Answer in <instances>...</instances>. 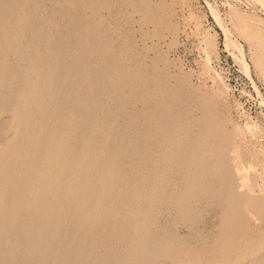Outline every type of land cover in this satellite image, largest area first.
<instances>
[{
	"label": "rangeland",
	"instance_id": "rangeland-1",
	"mask_svg": "<svg viewBox=\"0 0 264 264\" xmlns=\"http://www.w3.org/2000/svg\"><path fill=\"white\" fill-rule=\"evenodd\" d=\"M26 1L0 0V264H264V0ZM207 64L227 85L226 103ZM27 83L45 105L41 135L54 136L57 152L71 154L70 169L79 175L66 197L57 195L63 203L44 233L45 139L25 169L27 153L10 130L17 122L9 103ZM168 114L187 141L174 161L178 177L182 171L197 183L167 228L179 242L173 249L159 244L142 217L145 123L153 124L154 140L169 126ZM62 133H69L63 141ZM103 182L113 183L110 194L87 217L89 204L78 207L76 199ZM107 205L120 211L118 219ZM32 233L43 234L40 247H28Z\"/></svg>",
	"mask_w": 264,
	"mask_h": 264
},
{
	"label": "bare ground",
	"instance_id": "bare-ground-1",
	"mask_svg": "<svg viewBox=\"0 0 264 264\" xmlns=\"http://www.w3.org/2000/svg\"><path fill=\"white\" fill-rule=\"evenodd\" d=\"M22 1V0H21ZM28 1V0H27ZM26 1V2H27ZM186 5H188V3H191L192 0H184ZM27 4V3H26ZM22 5V4H21ZM181 9V8H180ZM22 11V10H21ZM31 11V10H30ZM22 13V12H21ZM22 15V14H21ZM18 16V15H17ZM24 16V14L22 15ZM177 16V15H176ZM22 18V17H21ZM28 18V17H27ZM175 18V17H174ZM178 18V17H177ZM23 20L25 21V18H23ZM19 22V21H18ZM23 23V22H22ZM29 24V23H28ZM19 30V29H18ZM29 30V29H28ZM259 32H261L259 30ZM20 33V32H19ZM176 33V32H175ZM178 34V33H177ZM181 34V33H180ZM183 34V33H182ZM174 35V34H172ZM176 35V34H175ZM174 35L173 38H175L176 36ZM13 36V35H12ZM171 37V36H170ZM13 39V38H12ZM16 42V41H15ZM19 42V41H18ZM26 42V41H25ZM34 48V47H33ZM240 52V50H238ZM11 57V56H10ZM14 57V56H13ZM206 62H209L210 59L213 58V54H208L207 57L205 56ZM203 58V59H205ZM206 66V65H205ZM208 66V64H207ZM208 71L212 76V84L217 88L220 87L221 92H222V98L223 103H226L227 101V85L225 84V82L223 81V79L216 73L215 70L212 69V66H208ZM208 73V72H207ZM38 75V74H37ZM66 78V76H65ZM211 79V78H210ZM211 79V80H212ZM2 81V80H1ZM44 81V80H43ZM46 82V81H45ZM204 82V81H203ZM47 83V82H46ZM50 83V82H49ZM28 84V83H27ZM21 86H24L21 85ZM34 86V85H32ZM30 84L26 85L25 87L22 88V91L19 92V98L15 99L12 98V102L11 104L9 103L10 107L7 105V107H9L12 111V119L14 121L17 122V125L12 127L10 130L12 131V133L14 134L15 138V143L16 145L20 144L22 145V147L25 148V150L23 152L27 153V156L23 159L24 161L20 162L22 168H29L31 166V163L34 161L35 159V149L37 148L39 141L41 140V138L43 137L45 139L44 143V154L43 157L40 161V165H39V176H40V187L46 192V189H49V198H45L44 202H43V206L41 208V220H42V224H41V228L42 231L40 230L41 233L45 232V228L48 227V220L51 221L52 219V215L54 212H57L58 207H60L63 203V200H58L57 199V195L60 193L63 197H66V195H68L69 192V184H74L78 183L79 181V175L77 172H74L73 170L70 169V164H72V159H70V155L69 154H59L57 152V150L59 149V147L56 146L57 142L55 143V138L53 135L48 134V136H42L41 135V131L40 130L42 127L39 128V126L37 127V122L39 121L38 119L43 115V112L46 113L44 111L45 105H42L43 101L38 102L36 100V98H34V96L36 97V95H34L32 93V89ZM44 87V86H43ZM212 87V86H211ZM21 88V87H20ZM19 88V89H20ZM34 88V87H32ZM47 88V87H46ZM45 88V89H46ZM213 88V87H212ZM18 89V87L16 88ZM47 89H50L49 87ZM21 90V89H20ZM38 90V89H37ZM208 90V88H207ZM230 90V89H229ZM18 91V90H17ZM45 91V90H44ZM47 91V90H46ZM45 91V92H46ZM42 92V91H41ZM44 92V93H45ZM214 92V91H213ZM8 93V92H7ZM13 93V92H12ZM10 93V94H12ZM48 93V92H46ZM34 95V96H33ZM46 94L43 95V97ZM48 95V94H47ZM50 95H53V93H51ZM58 96V95H57ZM17 97V96H16ZM38 98V97H37ZM15 99V100H13ZM46 99V98H45ZM51 100V99H50ZM168 102V101H167ZM45 103V101H44ZM54 104V102H52ZM46 105L48 106V104L46 103ZM59 105V104H58ZM222 105V104H220ZM54 106V105H53ZM9 109V111H10ZM47 109V108H46ZM163 109V108H161ZM166 109V108H165ZM159 110V109H158ZM54 111V110H53ZM62 112V111H61ZM160 112V111H159ZM158 114V113H157ZM156 114V115H157ZM166 114V113H164ZM174 114V113H173ZM48 115V114H47ZM155 115V117H156ZM50 116V114H49ZM159 118V119H158ZM157 122V126H164V120H168L170 122L169 126H167L166 130L163 129V132L161 133L160 136H158L156 139L152 140L150 138V131L148 128L149 125V121H146V125H147V129L145 130V136L146 138L144 139V144H145V155H146V161L143 160V164H145V167L147 169L146 173V178H145V184H144V191H145V201H143L144 203L146 202V209L144 210L145 212H143L142 217L144 218V220L146 221L148 227H151L153 231H157L156 233L159 235V237H157L160 240V245L161 246H171L172 244H177V238L175 237H170L172 234L175 235V233L171 232V235L168 234V226H171L172 222L174 223L173 218L175 216H179L182 213V210L187 202L186 199L191 197L192 191L194 190V188L196 189L197 183L195 182V180L193 178H190L187 174H185L182 171H179L180 176L178 177V173L176 171V166L174 165V161L175 158H179L180 155L184 154V150L182 149V145H184L187 141L185 138H180L178 137L179 133L178 130L176 129H172L173 128V123H172V116L168 114V116H164L162 119L160 117H158ZM11 120V118H9ZM155 119V118H154ZM153 121V120H152ZM49 123V122H48ZM80 123V122H79ZM152 123V122H151ZM154 123V124H155ZM167 123V122H166ZM51 125V123H50ZM66 125V124H65ZM153 124H150L149 126H151ZM7 127V126H5ZM9 127V126H8ZM45 127V125H44ZM156 127V124L154 125V128ZM153 128V127H152ZM161 128V127H160ZM156 129V128H155ZM162 129V128H161ZM8 130V128H7ZM64 130V129H63ZM62 130V131H63ZM6 131V130H5ZM155 131V130H154ZM158 131V130H157ZM7 132V131H6ZM122 132V131H121ZM153 132V131H152ZM159 133V132H158ZM157 133V134H158ZM13 134H12V138H13ZM69 133H62V137H61V141H63L65 138H68ZM156 134V133H155ZM120 135V134H119ZM11 136V135H9ZM8 136V137H9ZM81 136V135H80ZM72 137V136H71ZM78 138V137H77ZM13 139V140H14ZM12 141V140H11ZM178 141V142H177ZM65 142V141H64ZM62 142V143H64ZM8 143V142H7ZM93 146L91 144L90 145V152H91V147H94L95 143H92ZM139 144V143H138ZM135 145V144H134ZM174 145H177L174 148ZM35 147V148H34ZM77 147V146H76ZM79 147V146H78ZM77 147V148H78ZM87 147H89L87 145ZM64 148V147H63ZM105 148V147H104ZM114 148V147H113ZM142 148V147H141ZM185 148V147H184ZM96 148H93L92 150H94ZM124 149V148H123ZM73 150V148L71 149ZM86 150V149H85ZM19 151V150H18ZM63 151V150H62ZM82 151V150H81ZM95 151V150H94ZM98 153L99 149L96 150ZM103 151V149H102ZM42 152V151H41ZM101 152V151H100ZM127 152V151H126ZM62 153V152H61ZM74 153V152H73ZM83 153V152H82ZM88 153V152H87ZM103 153V152H102ZM18 155V153L16 154ZM15 155V157H16ZM76 155V154H75ZM83 155V154H82ZM142 155V154H141ZM144 155V156H145ZM100 156V155H99ZM102 156V155H101ZM100 156V159H101ZM108 156V155H107ZM72 157V156H71ZM95 157L94 155H86L87 160H89L88 163H90V161H93ZM21 158V157H20ZM80 157H77V159ZM103 159V157H102ZM139 159V158H138ZM17 160V158H16ZM95 160H97L95 158ZM134 160V159H133ZM99 161V160H97ZM105 161V160H104ZM108 161V160H106ZM110 161V160H109ZM145 161V163H144ZM36 162H39L36 161ZM114 162V161H113ZM139 162V161H138ZM141 163V160H140ZM15 164V163H14ZM19 164V163H18ZM96 163H94L95 165ZM111 164V163H110ZM129 164V163H128ZM139 163H137V168H141V164L138 165ZM107 165V164H104ZM118 167V166H117ZM135 167V166H134ZM21 168V169H22ZM92 168V167H91ZM94 168V167H93ZM107 168V167H106ZM109 168V167H108ZM107 168V169H108ZM115 168V167H114ZM131 168V167H130ZM143 168V167H142ZM153 168H155V172H153L154 174L151 175L152 170H154ZM13 169V168H12ZM11 169V170H12ZM70 171L69 177L67 175V172ZM105 169V168H104ZM144 169V168H143ZM23 170V169H22ZM77 170V169H76ZM86 170V169H85ZM117 170V169H116ZM133 170V169H132ZM18 171V170H17ZM92 172V171H91ZM121 172V171H120ZM124 172V171H123ZM133 173V176H135V173H137V171L134 173L133 171H131ZM22 173V172H21ZM26 173V171H25ZM72 173V174H71ZM82 173V172H81ZM84 173V172H83ZM95 173V172H94ZM122 174V173H121ZM138 174V173H137ZM136 174V175H137ZM85 175V174H84ZM83 175V177H84ZM114 175V174H113ZM112 175V177H113ZM126 175V174H125ZM154 175V177H153ZM87 176V175H86ZM92 176V175H91ZM122 176V175H121ZM130 176V175H129ZM126 176V177H129ZM132 176V175H131ZM115 177V176H114ZM30 178V176H29ZM95 178V177H94ZM91 178V179H94ZM96 178H97V174H96ZM134 178V177H133ZM132 178V179H133ZM137 178V177H135ZM31 179V178H30ZM120 178H118L119 180ZM124 179V178H123ZM128 179V178H127ZM131 179V180H132ZM117 180V179H116ZM115 179L113 181H116ZM136 179H133V181H135ZM111 181V180H110ZM112 181V182H113ZM126 181V178H125ZM118 182V181H117ZM99 183V182H98ZM104 183V182H103ZM114 183V182H113ZM113 183H104L99 190H97L95 193H92L90 196L88 195L87 197H81V198H77L76 202L78 207L80 205H84V203H88L89 206L85 209V212L87 214L91 215L94 211H96L97 209L101 208L103 206V204L105 203V197H108L110 194V190L112 188V184ZM119 183V182H118ZM134 183V182H132ZM35 184V183H34ZM33 184V186H34ZM116 183H114L113 185H115ZM15 185V182H14ZM36 185V184H35ZM119 185V184H117ZM122 185H125L124 182ZM119 186V187H122ZM128 185V184H126ZM132 185V184H131ZM7 186V185H6ZM135 186V185H134ZM143 186V185H141ZM28 187V186H27ZM75 187V186H74ZM73 187V188H74ZM2 188V186L0 187ZM78 188V187H77ZM135 188V187H134ZM138 188V187H137ZM15 189V188H14ZM71 189V188H70ZM116 189V188H113ZM135 190V189H134ZM95 191V190H94ZM120 191V190H119ZM118 191V193H119ZM122 191V190H121ZM136 191V190H135ZM143 191V192H144ZM79 192V191H77ZM133 192V191H132ZM139 192V191H138ZM47 193V192H46ZM194 193V192H193ZM21 194V193H20ZM80 194V193H79ZM136 194V193H135ZM134 194V196H135ZM259 194V193H258ZM130 195V194H129ZM133 195V194H132ZM257 195V194H256ZM256 195H251L253 197L258 198ZM260 195V194H259ZM81 196V195H80ZM142 196V195H141ZM262 196V195H261ZM2 196L0 195V198ZM113 197V196H112ZM138 197V196H137ZM133 198V197H132ZM139 198V197H138ZM130 199H131V195H130ZM129 199V200H130ZM135 199V197H134ZM143 199V197L141 198ZM66 200V199H65ZM137 200V198H136ZM254 200V199H253ZM257 200V199H255ZM263 200V199H261ZM259 198V201H261ZM133 201V200H131ZM141 201V202H142ZM258 201V204H259ZM2 202V199H1ZM116 202V200H115ZM114 202V203H115ZM136 202V201H135ZM134 202V204H135ZM137 203V202H136ZM264 203V200H263ZM133 204V205H134ZM153 204H155V210H153ZM256 205L257 207L260 205ZM12 205V204H10ZM42 205V204H41ZM255 205V202H254ZM262 205V204H261ZM2 206V205H1ZM4 206V205H3ZM2 206V207H3ZM14 206V205H13ZM15 207V206H14ZM37 207V206H36ZM41 207V206H40ZM104 207V206H103ZM128 207V206H127ZM69 208V207H68ZM37 209V208H36ZM40 209V208H39ZM103 209V208H102ZM107 210V213L109 215L113 214H117L120 213V211H115L116 208L112 205H107V207L105 206V208ZM71 210V209H70ZM74 211V210H72ZM74 213V212H73ZM95 213V212H94ZM141 213V212H140ZM65 214V213H64ZM65 216V215H64ZM69 216V214H68ZM76 217V215H74ZM1 217V216H0ZM5 217V216H4ZM3 217V218H4ZM33 217V214H32ZM55 219V216H53ZM83 217V216H82ZM86 217V218H87ZM108 217V216H107ZM60 218V217H59ZM67 218V217H66ZM117 218V215H116ZM132 218V217H131ZM176 218V217H175ZM68 219V218H67ZM118 219V218H117ZM85 220H89V219H85ZM63 222V221H62ZM33 223V222H32ZM111 225V224H110ZM133 225V224H132ZM126 226V225H125ZM22 227V226H21ZM51 227V226H50ZM140 227V226H139ZM173 227V226H172ZM172 227H169L172 229ZM74 228V227H73ZM112 228V226H111ZM114 228V227H113ZM118 228V227H117ZM150 228V229H151ZM127 229V228H126ZM116 230V229H115ZM175 230V229H173ZM172 230V231H173ZM126 231V230H125ZM25 233V232H23ZM34 233V232H33ZM32 233V234H33ZM109 233V232H108ZM151 233V232H150ZM31 234V239H29V243H28V247H40L41 243H43L42 241H44V236L42 234V236L40 237V235H36V234ZM113 234V233H112ZM168 234V235H167ZM137 235V234H136ZM141 235V233H140ZM167 235V236H166ZM133 236V235H132ZM144 236V234H143ZM154 236V233H153ZM30 237V236H28ZM131 237V235H130ZM111 238V237H110ZM143 238V237H140ZM152 238V237H151ZM129 239V238H128ZM179 239V238H178ZM182 239V238H181ZM111 241L113 239H110ZM157 240V239H156ZM225 240V239H224ZM8 239L6 240L5 244L7 243ZM125 241V240H124ZM151 241V240H150ZM153 241V240H152ZM151 241V242H152ZM181 241V240H180ZM119 242V241H118ZM117 242V243H118ZM147 242V241H146ZM154 242V241H153ZM152 242V243H153ZM221 242V241H220ZM226 242V241H225ZM10 246L14 245L13 242H8ZM7 243V244H8ZM114 243V242H113ZM151 243V244H152ZM157 243V242H156ZM179 243V242H178ZM182 245V241L180 242ZM218 243V242H217ZM68 244V243H67ZM127 244V243H126ZM150 244V245H151ZM125 245V244H124ZM178 245V244H177ZM180 245V244H179ZM21 246V245H20ZM104 246V245H103ZM102 246V247H103ZM127 246V245H126ZM146 246V244H145ZM157 246V244H156ZM155 246V247H156ZM19 247V246H18ZM75 247V246H74ZM101 247V248H102ZM129 247V246H128ZM134 247V246H133ZM173 246H171L170 248H172ZM176 247H180V246H176ZM45 248V247H44ZM148 248V247H147ZM162 248V247H161ZM213 248V247H212ZM221 248V247H220ZM167 249V248H165ZM173 249V248H172ZM219 249V247H218ZM222 249V248H221ZM102 250V249H101ZM100 250V252H101ZM124 250V249H123ZM162 250V249H161ZM9 251V250H8ZM20 251V250H19ZM137 251V250H136ZM167 251V250H166ZM223 251V250H222ZM111 252V251H110ZM164 252V251H163ZM216 252V251H215ZM142 254L144 252H141ZM147 253V252H146ZM162 253V252H161ZM168 253V251H167ZM173 253V252H172ZM180 253V252H179ZM223 253V252H222ZM221 253V255H222ZM92 254H94L92 252ZM107 254V253H106ZM145 254V253H144ZM143 254V255H144ZM148 254V253H147ZM158 254V253H157ZM181 254V253H180ZM179 254V255H180ZM195 254V253H194ZM220 254V253H218ZM17 255V254H16ZM89 255V254H88ZM113 255V254H112ZM131 255V254H130ZM175 255V254H174ZM177 255V254H176ZM220 255V256H221ZM139 256V255H137ZM152 256V255H151ZM199 256V255H198ZM163 257V255H162ZM174 257V256H173ZM207 257V256H206ZM212 257V256H211ZM219 257V256H218ZM16 258V257H15ZM14 258V259H15ZM47 258V257H46ZM49 258V257H48ZM176 258V257H174ZM114 259V258H113ZM145 259V258H144ZM177 259L178 258L177 256ZM191 259L195 260L193 257H191ZM215 259V258H213ZM9 260V259H8ZM125 260V259H124ZM149 260H150V256H149ZM148 260V262H149ZM158 260V259H157ZM192 260V261H193ZM207 260L210 261V258ZM51 261V260H49ZM185 261V260H184ZM201 261V260H200ZM209 261H207L208 263H210ZM212 261V259H211ZM215 261V260H214ZM217 261V260H216ZM53 262V261H52ZM86 262V261H85ZM89 262V260H88ZM206 262V261H205ZM2 263V262H0ZM161 264H163L162 262H160ZM166 263V262H165ZM164 263V264H165ZM213 263V262H212Z\"/></svg>",
	"mask_w": 264,
	"mask_h": 264
}]
</instances>
